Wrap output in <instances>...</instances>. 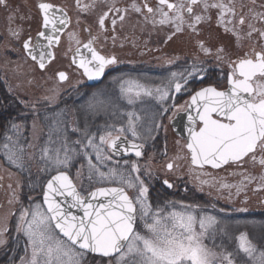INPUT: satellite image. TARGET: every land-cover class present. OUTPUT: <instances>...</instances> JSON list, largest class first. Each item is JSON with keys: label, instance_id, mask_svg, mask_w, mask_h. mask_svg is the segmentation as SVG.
<instances>
[{"label": "snow or ice", "instance_id": "obj_1", "mask_svg": "<svg viewBox=\"0 0 264 264\" xmlns=\"http://www.w3.org/2000/svg\"><path fill=\"white\" fill-rule=\"evenodd\" d=\"M98 2L104 3L108 9L98 16L97 23L101 32L108 31L105 22L112 12L116 13L121 22L124 21L128 9L118 8L114 2L108 4L107 0H93L91 4L81 7L80 0H76L77 7L82 11L95 8ZM250 4L247 13L243 10L245 5H241L239 14L234 0H230V3H225L224 0H178L177 3L158 0L155 8L147 2L143 7L133 2L130 7L140 14L146 9L152 15L154 25H172L174 30L167 35V40L184 31L185 24L193 33L198 34L197 25L211 22L209 12L212 9L217 10V24L223 27L225 33H232L237 41L243 38L241 30L246 19L249 21L248 30L244 35L250 39L256 33L264 38V28H257L251 22L264 23V10H257L264 9V3L257 5L256 0H250ZM0 5L9 8L8 0H0ZM196 6L202 8L203 14L195 10ZM37 8L42 13V30L37 33L35 44L29 36L23 42V48L27 56L44 70L56 59L52 49L59 44L60 33L70 23V18L63 9H58L51 3L39 2ZM157 14L158 20L155 19ZM144 18L148 19L147 16ZM15 19V15L8 17L10 23ZM116 25L117 19H111L113 32ZM237 25L240 26L239 29ZM9 30L19 38L20 31ZM99 38L91 36L83 44V49L90 54L85 55L76 34H69V39H75L77 47L69 69L55 73L60 82L71 79L70 70L73 66L90 81L101 79L106 69L118 66L119 61L115 55H102L94 47ZM112 39L115 41L116 37L113 36ZM198 46L206 55H212V49L206 47L203 41H198ZM225 53L224 46L218 47L215 60L228 63L229 73L226 77L221 76V79H226L227 88L221 90L213 84L201 86L191 96L185 109L189 112L186 147L190 151L191 163L200 168L205 165L220 168L230 163L242 165L250 161L264 168V47L260 50L252 47L235 60ZM210 77L211 69L206 61H202L199 64L193 63L190 69L172 72L164 87L153 88L138 79H124L122 76L113 77V82L119 85L121 96L132 105L141 97L154 95L164 103L173 98V93L188 91L186 86L190 80L199 79L203 82ZM79 83L81 81L77 80V84ZM52 92L53 95L45 98L49 103L58 97L55 89ZM102 97V92H93L87 102V110L92 113L106 110L111 101ZM171 107L176 108L175 103ZM167 111L168 108H162L161 114ZM125 115L126 126L109 125L104 134L97 137L87 127L69 129L63 118L64 110L55 112L52 123L47 126V140L40 147L38 155V160L43 165L42 171L50 175L41 186L43 205L46 207L35 203L34 207L21 210L16 232L26 237L25 254L10 259L9 264H16L17 259L19 264H83L89 253L98 254L102 260L107 258L106 264H113V261L114 264H264V223L257 226L255 222H251L252 227L257 229L254 235H250L247 230L236 234L229 230L227 223L221 225L216 216L203 212L202 209V214H199V205L185 206L186 210L182 212H165L163 207L153 208L149 200V186L141 179L137 163L129 165L127 160L124 161V165L131 168L128 175L117 168H109L107 172L101 170V166L105 161H110L113 154L134 152L136 157L143 155L144 145L130 142L125 135L130 132L137 140L143 139L137 130L142 117L135 111ZM45 119L49 118L45 116ZM152 123L156 124L155 114ZM10 127L19 132V124L11 122ZM156 127L160 125L157 124ZM33 128L35 129V123ZM69 131L79 133L81 139L70 141ZM154 131L156 128L153 127L146 129L149 137ZM6 141L3 148L8 163L21 171H30L26 164V148L32 145H22L18 140L13 141L11 136H6ZM56 144L59 146H53ZM81 144L83 149L91 150L96 161L93 163V155L83 151L87 160V179L91 182L95 175L99 177L97 183L114 181L120 186L97 187L86 194L77 189L67 169L79 154L72 145ZM166 167L171 171L174 164L168 163ZM52 172L55 175H51ZM79 175L78 171L77 176ZM254 179L252 176H244V180L248 182ZM260 179L262 183L257 190H264V176ZM163 184L169 189L173 187L166 179ZM222 187L237 186L224 184ZM128 190H133V194L130 195ZM240 190L237 187V192ZM168 204L174 207V202L169 201ZM72 209L78 210L81 215H77ZM138 220L142 222L139 229ZM7 232L5 223V226L0 227V246L7 244ZM217 232L231 242V250L225 243H215ZM206 239L212 240V246L205 243Z\"/></svg>", "mask_w": 264, "mask_h": 264}, {"label": "rangeland", "instance_id": "obj_2", "mask_svg": "<svg viewBox=\"0 0 264 264\" xmlns=\"http://www.w3.org/2000/svg\"><path fill=\"white\" fill-rule=\"evenodd\" d=\"M80 1H82L81 7L93 2V0ZM120 1L107 0V3L111 4L114 2L116 7H118ZM64 4L73 11L74 22L55 50L56 59L46 69L41 70L25 54L7 55L2 53L0 55V81H3L8 93L14 97L19 105L18 111L26 115L29 120L28 144H31L32 147L26 148L28 151L27 161L34 168H39V170L43 168V165L38 160L39 149L47 140V126L52 123L55 112L64 110L63 118L69 129L72 127L81 129L87 127H81V118L83 116L93 119L92 121H96L100 117V119L107 120V124L101 123L97 125L96 130H93L91 126L87 128L90 133L99 137L104 134L105 129L109 125H115L116 127L126 126L127 116L125 114L135 111L142 117L137 130L143 139L137 140L130 132H126L125 135L142 143L147 148L146 155L139 159L128 158L122 160L112 155V159L105 161L103 166H101V170L107 172L109 168H117L119 171L124 172L125 175H128L131 173V168L126 167L124 161L127 160L129 165L137 163L140 167L141 179L149 186V200L153 208L163 207L165 212H182L186 210L185 206L199 205L200 209H197L199 214H202V209L203 212L216 216L221 221V225L224 223L229 225L230 231L238 234L239 231L247 230L250 235H254L257 229L252 227L251 222H255L257 226L264 222H261L256 217L244 218V215L255 213V210L252 209L254 205L251 202L256 203L258 199L260 200L264 196V190H257L258 185L262 183L260 177L264 176V168L258 163L253 164L250 161H246L242 165L232 163L218 170L208 167H195L190 162V154L186 148V142L175 134L170 124L176 114L187 108L189 99H178L184 90L180 93H173V98L164 103H161L154 95L152 97H141L135 104L129 105L127 100L121 96L119 85L113 82V77L122 76L124 79H138L153 88L164 87L167 85L172 72L190 69L193 63L199 64L202 61H206L207 66L211 70L222 68L226 71L229 70V67L225 61H217L215 60V54L209 56L204 52H202L204 56L200 58L192 57L189 59L178 56L183 55L181 48L178 50L175 44H169L170 40H167V35L174 30L173 26L154 25L152 22L153 17H149L147 21H144L142 16L133 11L131 7L127 8L128 12L125 14L124 21H117L115 32L112 31L111 26V17L114 12L111 13V16L105 22L108 31L101 32L97 20L101 12L108 10L104 3L98 2L95 8H90L87 11H82L78 8L75 1L72 3L64 2ZM17 9L19 10L18 12L13 10L10 13H6V15L4 14L8 22L10 15L16 16L14 23L11 22L12 30L21 27L22 31H26L32 25H38L40 21L39 15L34 12H27L25 7ZM199 11L203 14L201 7ZM84 12L86 13L85 15ZM84 17L87 18L84 19ZM155 19L158 20L159 16L156 15ZM85 24L92 28L96 36L100 37L96 41L100 50L106 54L115 55L119 61L118 65H128L133 68L139 65V62H134L133 59L144 55H146L147 59L143 65L141 64L143 72H140L141 69H139L112 75L106 79V82L101 87L92 90L93 92H102V98L111 101L106 110L97 113L87 110V102L93 92L89 95H84L83 90L79 89L86 84V79L79 74V70L75 66L70 70L71 79L68 82H60L55 75L58 70L69 69L71 53L77 47L75 39H69V34L75 33L76 38L81 43L82 38L79 37V33ZM186 28H188L187 24L184 25V29ZM145 30L146 32H144ZM113 36L116 37L115 41L112 39ZM77 80L81 81V83L77 84ZM197 80H190L186 87L190 88L192 84H196L194 81L197 82ZM53 89L57 91L58 97L54 102L49 103L45 98L53 95ZM75 91L77 93L72 95ZM65 99H71L72 105L76 101L77 104H74L77 105L75 115L66 113L65 107L67 105L65 102L62 104ZM173 103H175L176 108L171 107ZM26 104L27 106H25ZM162 108H168V111L161 114ZM67 109L69 112V108ZM153 114L156 115V124L152 123ZM45 116L49 119L46 120ZM33 123H35V129L33 128ZM157 124L160 127L157 128ZM148 127L156 128V131L152 132L151 137L146 132ZM23 139L26 138L23 137ZM78 139H81L79 133L69 131L70 141ZM72 146L76 148L79 154L74 158L72 166L67 171L73 176L75 183L83 194L97 187L120 186L114 181L97 183L96 181L99 177L95 175L90 182L87 179V160L83 155V151H88L90 155H93V163H96L94 154L90 149H83L82 144L80 146ZM106 151L110 152L107 149ZM29 156L32 158L28 159ZM168 163L174 164L171 171L166 167ZM82 165L83 167H81ZM78 171L80 172L79 176H77ZM0 175L3 177V192H0V227L5 226V223L7 227L11 225L15 229L16 237L14 238L16 241L26 242V237L22 233L18 234L16 232L20 212L23 208L34 207L35 203L43 206L40 199L43 191L41 186L50 178V175L45 173L46 177L44 176L45 179L42 185L33 194H28L26 197L21 196L22 175L13 171L5 163L0 164ZM51 175H55V172H52ZM244 176H252L255 179L248 182L244 180ZM164 179L174 184V191L169 192L167 195L161 193L159 187ZM202 181H207V183H201ZM224 184L235 185L240 187L241 190L237 192V187L224 188L222 187ZM128 191L130 195L133 194V190ZM169 201L174 202V207L168 204ZM222 209L223 211H221ZM238 209H246V211H238ZM16 210L17 212L14 214ZM141 226L142 222L138 220V229ZM5 238L7 239L6 234ZM205 243L212 246L211 239H206ZM215 243L217 245L225 243L231 250V242L219 232L215 236ZM5 247L6 245L0 246V249ZM8 251L0 252V257L2 255L4 257ZM106 260L107 258L102 260L100 257L87 254L83 264H106ZM16 264H19V260L16 261Z\"/></svg>", "mask_w": 264, "mask_h": 264}, {"label": "flooded vegetation", "instance_id": "obj_3", "mask_svg": "<svg viewBox=\"0 0 264 264\" xmlns=\"http://www.w3.org/2000/svg\"><path fill=\"white\" fill-rule=\"evenodd\" d=\"M76 2V0H8L9 3V8H5L2 5H0V55L2 53H5L7 55H14V54H26L24 48H23V42L28 39L29 36L32 37V43L35 44L36 43V38H37V33L42 30L41 28V24H42V17H41V13L37 8V4L39 2H47V3H51L53 5H55L58 9H60L61 7H63L68 13H69V17H70V26L69 28L64 32L63 36L67 33V31L71 28L72 23L74 22L73 20V11L71 9H69L67 7V5L64 4V2L66 3H72V2ZM82 1H80L81 4ZM135 2L136 4L140 5L141 7H143V5L145 4V2L148 3L149 6H152L153 8L156 7L158 0H121L119 3L118 8L120 9H125V8H130L131 3ZM170 2L172 3H177L178 0H170ZM211 2V0H210ZM225 3H230V0H224ZM235 6H236V11L239 14L240 10H241V5H245L244 7V12L247 13V8L249 6H251L250 4V0H234ZM257 5L264 3V0H256ZM20 7H25L27 8V12H34L37 15L40 16V21L38 23V25H32V27L26 31H22L21 27L16 29V31H20V36L19 38L13 36L11 34V31L9 30V28L12 29L11 25L12 23H9L7 21L6 18V13H10L11 11L20 8ZM200 6H196V11H199ZM167 11V9H165ZM258 11L264 10V9H259L257 8ZM201 13V12H200ZM5 14V15H4ZM86 13L84 12V15ZM114 15L111 17L116 18L117 21L119 20V17L116 15V13H113ZM140 14V13H139ZM209 14L212 16V20L210 23H201L199 25H197V30H198V34L197 33H193L191 31V29L186 28L184 29V31L182 32H178L176 33L173 37H175L176 35H178L179 33H184V32H189L191 34H195L194 36L197 40V44L195 47H193V49H196L197 52H195L193 49H189V48H184L181 47L180 42L176 43V46L179 48H181L183 50V55L185 56H190V55H195L196 57H203L204 54L202 53V51L200 50L199 46H198V41H203L206 47H210L212 49V54H216V49L220 46H224L226 48V53L225 55L227 57H229L232 60H235L238 56H242L245 52L249 51L252 47H255L257 50H260L261 47H264V38L259 37L258 34L254 33L253 36L249 39L246 35H244L247 32V23L249 22L246 19V23L243 26V29L241 30V36L243 37L241 40L237 41L235 36L232 33H225L224 29L222 26H219L217 24V10L212 9L210 10ZM83 15V16H84ZM111 16V13L109 14V17ZM140 16H142V19L144 21H147L149 19V17H152L151 14L147 13L146 9L143 12V14H140ZM145 16L148 17L147 20H145ZM157 16H159L157 14ZM6 18V19H5ZM87 17H84V19H86ZM187 16H186V20H187ZM6 20V21H5ZM252 23L255 24V27L257 28H264V23L259 22V21H251ZM14 23V22H13ZM22 25V24H21ZM239 25H237V28L239 29ZM147 29V28H146ZM213 30H215L216 32H213ZM146 32V30L144 31ZM10 34V35H9ZM80 36L82 38V41L80 43V47L83 48V44L87 43L88 40L90 39L91 36H96V33H94L92 31V28L89 27L88 25H84L82 26V29L80 31ZM62 36V37H63ZM172 37V39H173ZM195 40V42H196ZM41 43H44V41H41ZM94 47L97 49V51H99L102 55H106L108 56L109 54H106L105 52L101 51L99 46L97 45V43L95 42ZM76 49V48H75ZM73 49V51L75 50ZM72 51V52H73ZM83 52L85 55H90L89 53H87V50L83 49ZM179 56V55H178ZM193 56V57H195ZM28 57V56H27ZM134 62H139V64L143 65L147 59H146V55L141 56L140 58H136L133 59ZM36 63V62H35ZM225 63L228 65V63L225 61ZM36 65L38 66V64L36 63ZM123 66V65H122ZM39 67V66H38ZM121 65H118L116 67L113 68H109L107 69V74L110 71H113L117 68H120ZM230 70H224L222 68L219 69H214L211 70V77L210 78H205V80L203 82H201L198 79V82H196L197 84H202L201 86H207L208 84H213L217 87L221 86V89H226L227 88V81L226 79H221V76H225L229 73ZM106 74V76H107ZM200 86V85H199ZM7 87L3 84V81H0V99H14V97L10 94L8 96H6L5 94L8 93ZM8 97V98H7ZM1 132V130H0ZM1 141V140H0ZM1 143V142H0ZM2 144L0 145V150L2 149ZM4 164L3 163V159L1 158L0 155V164ZM3 177L0 175V192H3ZM160 187V192L164 193L165 195H167L169 192L174 191V187H172L171 189L167 188L166 185L163 184V180L162 183L159 185ZM83 194V193H82ZM86 194V193H84ZM42 200L43 203V198H40ZM44 206V205H43ZM45 207V206H44ZM17 210L14 211V214H16ZM8 228V232L6 233L7 235V244L6 247L3 249H0V252L3 253L4 251L9 250L8 252L5 253L4 257L6 256H10L7 259H13L15 257H20V256H24V245H25V241H16V239L14 237L15 236V229L14 227H12L11 225L7 227ZM58 232V231H57ZM12 247V248H11ZM3 255L0 257V264H4V257ZM18 260V259H17ZM16 260V261H17ZM10 261V260H9ZM9 263V262H7Z\"/></svg>", "mask_w": 264, "mask_h": 264}, {"label": "trees", "instance_id": "obj_4", "mask_svg": "<svg viewBox=\"0 0 264 264\" xmlns=\"http://www.w3.org/2000/svg\"><path fill=\"white\" fill-rule=\"evenodd\" d=\"M213 32H216L215 30H213ZM195 34H191L188 31L184 32V33H179L178 35H176L175 37H173V39H171L169 41V44H175L177 42H180L181 47L184 48H189V49H193V47L196 46L197 44V40L194 39L196 38L194 36ZM196 40V42H195ZM179 50V49H178ZM182 50V49H181ZM195 52L196 49H193ZM183 53V50H182ZM190 56H195V55H190ZM197 88V84H192L191 85V90L196 89ZM80 90H83L84 95H89L90 93H92L93 88L88 87V86H82L81 88H79ZM77 91H75L72 95L76 94ZM6 95V94H5ZM7 96V95H6ZM8 98V97H7ZM70 98V97H68ZM63 102L66 103V107L65 110H67V114L70 115H75L76 112V108L77 104L76 101H74V104L72 105V101L71 99H65L63 100ZM17 108H20L19 105L16 103L15 99H0V129L2 131V136L1 138L3 139V142L6 143V136H11L13 137H21L20 143L24 144V145H28V142L26 141V139H23V137L27 138L28 136V128H29V120L26 117V115H23L20 113V111H18ZM69 108V112L68 109ZM73 118V116H72ZM101 118V117H100ZM96 119V121H92L93 119H89L88 117L85 118V116H83V118H81V127H85L87 126H91L93 128V130H96V126L104 123L107 124V120L104 119ZM11 122H15L17 124L20 125V129L19 132L17 133L16 131L12 130L10 127ZM82 127V128H83ZM3 154V152H2ZM28 151L26 150V157H27ZM4 161L5 164L13 169L14 171L18 172L20 175H22L23 179H24V193L26 195L28 194H33L39 186L42 185L44 179H45V173L43 172L42 169L39 170V168H34L32 167V164L29 163L27 161L26 158V164L28 166V168L30 169V171H21L20 169H17L15 166L10 165L6 159V156L4 154ZM45 176V177H44ZM253 206L252 209H256V213L255 214H248V215H244V218L247 217H256L258 219L261 220V222H264V208L261 206L260 204V200H258L256 203L251 202ZM10 256L5 257L4 261L10 260L7 259Z\"/></svg>", "mask_w": 264, "mask_h": 264}, {"label": "water", "instance_id": "obj_5", "mask_svg": "<svg viewBox=\"0 0 264 264\" xmlns=\"http://www.w3.org/2000/svg\"><path fill=\"white\" fill-rule=\"evenodd\" d=\"M59 14V13H58ZM68 15V14H67ZM69 17V16H68ZM69 26V24L64 27V30H66V28ZM63 30V32H64ZM62 32V33H63ZM62 33H60V38H61V35ZM82 51H83V48H81ZM53 51V50H52ZM104 77H102L101 79L99 80H89V84L90 85H96V84H99L102 80H103ZM194 115V113H192ZM188 115H189V112L186 111V112H182V113H179L175 119L172 120V125L176 131L177 134H179L180 136L186 138L188 140V127H189V121H188ZM128 140L130 142H135V143H138L137 141H134L130 138H128ZM145 153V148L143 147V154ZM129 154H132V155H135L134 152H130V153H127V154H124V153H121L117 156H120V157H126L128 156ZM116 155V154H115ZM224 166V165H223ZM74 183V182H73ZM62 199V198H61ZM263 203H264V200H263ZM72 211L74 213H76L77 215H81V213L76 210V209H72ZM98 255V254H96Z\"/></svg>", "mask_w": 264, "mask_h": 264}]
</instances>
